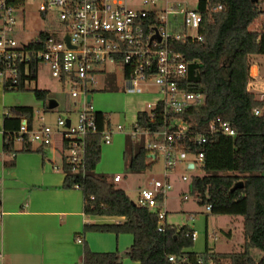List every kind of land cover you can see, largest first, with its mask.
I'll return each instance as SVG.
<instances>
[{
  "label": "built area",
  "instance_id": "1",
  "mask_svg": "<svg viewBox=\"0 0 264 264\" xmlns=\"http://www.w3.org/2000/svg\"><path fill=\"white\" fill-rule=\"evenodd\" d=\"M200 1L195 7H188L182 3L169 5L167 0L164 9L159 10V0H142V8L129 7V0H0V83L5 90L17 91L22 85L25 90L29 89L38 75L37 72L34 78L32 63H38V67L45 64L77 107L61 113L56 125L47 123L41 116L40 125L35 126L28 116L22 115L18 129L13 131L15 142L33 145L38 142V146L57 149L62 163L55 169L63 170L65 160L73 165L74 171L85 174L87 137L100 134L101 144L106 145L113 141L116 133L124 132L120 124L105 125L101 129L96 118L98 111L92 99H88L96 90L93 88L96 77L107 71V64L121 68L128 93H141L142 83L156 86V91L149 93L154 99L140 110L126 135L135 142L142 141L154 158L159 153L164 156V179L152 178L149 187L141 189L136 201L143 207L159 208L158 230L161 232L166 228V224L161 223L167 216L162 208L167 193L173 188L168 176L180 164L189 170L204 165V152H192L186 145L189 142L204 144L207 135L216 133L236 135L231 122L221 116L212 119L206 134L195 135L186 116L187 109L202 104L204 96L181 86L188 76V61L175 44L203 39L200 30L204 16ZM35 3L40 15L51 25L39 31L35 38H20L16 15ZM209 4L210 0H206V10L223 9L222 4ZM255 77L250 76L247 88L254 94L259 92L262 100L264 80L257 81ZM39 111L34 110V114ZM262 111V108L254 110L257 115ZM73 112L77 114L75 122L71 117ZM141 113L145 114V122L139 121ZM157 123L155 128L153 125ZM121 180L119 174L113 177L115 183ZM182 180L189 178L184 174ZM207 210L212 211L211 204L207 205ZM187 236L195 241L198 232L193 230ZM77 241L82 243V237ZM169 259L174 261L176 257L171 255ZM180 260L184 262L189 258L183 255ZM196 263L215 264L200 255Z\"/></svg>",
  "mask_w": 264,
  "mask_h": 264
},
{
  "label": "trees",
  "instance_id": "2",
  "mask_svg": "<svg viewBox=\"0 0 264 264\" xmlns=\"http://www.w3.org/2000/svg\"><path fill=\"white\" fill-rule=\"evenodd\" d=\"M264 0H210V6L222 4L223 9L206 10V0L200 1L204 19L201 25L202 40L178 42L177 51L188 61V76L181 83L188 91L203 94L202 104L187 109V119L195 135L206 134L210 122L216 116L231 122L235 136L222 133L207 135L201 145L189 142L186 149L195 153L204 152V174L191 179L193 194L199 203L211 204L218 214L242 216L244 244L242 249L230 253H202L207 262L220 264L229 259L231 264H264L252 254L253 249L264 252V99L260 100L247 88L250 80V58L264 55V30H251V25L262 11ZM43 37L45 35L43 34ZM38 63L33 62L31 71L36 78ZM17 91H25L22 85ZM36 100L47 107L51 99L46 89H33ZM262 108L261 114H255ZM22 115L33 121L32 106H15L5 114V150L7 153L44 152L47 146L34 147L24 142L15 149V134ZM145 114L139 121L145 122ZM99 127L110 124L109 116L96 112ZM159 123L153 125L157 128ZM102 136L87 137L86 172H76L73 165L63 161L66 172L64 188L79 187L84 194L86 216H118V223H85L84 232L131 233L133 244L124 252H94L84 243V264H122L124 257L141 264H177L187 255L192 264H197L198 255L190 248L194 241L187 233L193 229L188 225L174 227L166 225L159 231L158 210L136 204L126 192L110 181L109 176L98 173L101 160ZM130 173H141L151 167L155 158L144 148L143 142H135L127 136L124 152ZM5 164L14 165V158ZM243 186L233 189L237 182ZM94 196V198H92ZM171 255L176 260L169 259Z\"/></svg>",
  "mask_w": 264,
  "mask_h": 264
},
{
  "label": "crops",
  "instance_id": "3",
  "mask_svg": "<svg viewBox=\"0 0 264 264\" xmlns=\"http://www.w3.org/2000/svg\"><path fill=\"white\" fill-rule=\"evenodd\" d=\"M257 63L252 65L256 69ZM22 92L7 91L0 83V264H84V243L94 252L124 254L134 242L133 234L84 232L85 223H118L124 217L85 215L83 191L78 187L64 188L66 172L55 169V166H61L55 158L56 154L62 163L57 149L48 147L44 152L19 151L15 155L6 152L5 114L15 106H32L35 110L33 104L19 98ZM38 103L44 111H51L40 101ZM140 110L137 108L136 118ZM41 112L34 114L35 126L40 125ZM37 114L40 117L37 118ZM110 125L115 126L111 119ZM123 133H116L110 144L102 145L101 159L103 155L121 160L127 142V135ZM21 146V143L15 142L16 150ZM12 158L14 165L5 164ZM113 177L109 176L110 179ZM231 234L229 232L228 236L231 237ZM79 237H82V243L77 241ZM122 264L141 262L124 257Z\"/></svg>",
  "mask_w": 264,
  "mask_h": 264
},
{
  "label": "rangeland",
  "instance_id": "4",
  "mask_svg": "<svg viewBox=\"0 0 264 264\" xmlns=\"http://www.w3.org/2000/svg\"><path fill=\"white\" fill-rule=\"evenodd\" d=\"M167 0H159L157 8L164 9ZM169 5L182 3L188 7H195L198 0H169ZM129 7L142 8V0H129ZM149 8V7H147ZM262 11L259 18L251 25V30H264V2L260 3ZM17 27L21 30L20 38H35L39 31L48 29L51 23L44 19L39 11L38 4L27 5L22 13L16 15ZM2 23L0 19V24ZM19 36V35H18ZM258 65V69L252 66ZM251 68L250 76L255 75L257 81L264 80V55H258L250 58ZM253 67V68H252ZM106 72L99 74L96 77V83L93 86L96 90L93 91V104L96 109L103 111L109 116V120L113 125H122L124 127V136L130 131L133 123L136 120L137 108H145L147 102L154 98L150 94L156 91V86L153 83H142L141 93L131 94L126 90V82L123 72L116 65L107 64ZM33 89H47L51 98L58 101L59 105L51 110L44 111V108L35 99ZM150 93V94H149ZM260 98V94H255ZM19 98L27 103L33 104L35 110L42 111L40 116H44L47 123L56 125L58 116L61 113H67L68 108L75 109L73 100L66 95L61 84L57 79L51 76L49 68L45 64H41L38 68L36 82L32 83L30 88L19 94ZM38 118V114L36 115ZM39 116V117H40ZM72 119L75 122L77 118L76 112L72 113ZM19 143V142H18ZM34 145L38 146V142ZM126 147V146H125ZM60 154V153H59ZM57 162L61 164L59 155H55ZM165 160L162 153L152 162L151 167L141 173H130L128 170L127 158L123 155L121 160L107 158L102 155L99 163L98 172L107 176L113 177L119 173L122 181L117 182L116 186L122 188L126 194L136 202L140 191L144 187H149V182L152 178L164 179ZM186 174L188 181L182 180V175ZM204 170L197 166L194 170L186 169L184 164L177 166L176 170L170 173V179L173 188L167 193L166 200L163 205V210L167 213L166 221L161 224L181 227L188 225L198 232V238L194 241V246L189 251L197 255L202 253H222L237 252L241 250L244 244L242 216H233L229 214H218L207 210V205L200 204L196 196L192 192L191 179L194 176H201ZM113 181V178L110 179ZM184 196H188L185 199ZM231 232V237L228 236ZM252 254L256 259L264 256V252L258 249H253ZM177 264H192L191 261L179 262ZM220 264H231L229 259H222Z\"/></svg>",
  "mask_w": 264,
  "mask_h": 264
},
{
  "label": "water",
  "instance_id": "5",
  "mask_svg": "<svg viewBox=\"0 0 264 264\" xmlns=\"http://www.w3.org/2000/svg\"><path fill=\"white\" fill-rule=\"evenodd\" d=\"M257 1V0H255ZM66 39L69 41V37L67 36ZM88 99L91 100L92 99V96L89 95L88 96ZM59 105L58 101L54 98H51L48 102V109L52 110V109H55L57 106ZM68 124H69V119H68ZM190 167H193V164H190L189 165ZM243 186V182L240 181V182H237L234 186H233V189H237L239 187H242Z\"/></svg>",
  "mask_w": 264,
  "mask_h": 264
}]
</instances>
